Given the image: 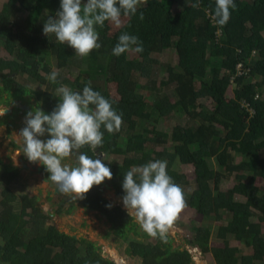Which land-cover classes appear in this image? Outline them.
<instances>
[{
  "label": "trees",
  "instance_id": "1",
  "mask_svg": "<svg viewBox=\"0 0 264 264\" xmlns=\"http://www.w3.org/2000/svg\"><path fill=\"white\" fill-rule=\"evenodd\" d=\"M143 1L137 13L128 16L137 21L127 32L139 37L143 52H136L135 46H131L134 58L129 57V50L120 56L113 55L118 37L124 32L109 36L105 33L109 21H105L102 27L96 26L101 47L86 57L85 69H79L74 80L60 75L52 83L39 75V62L41 70L49 74L46 57L57 56L61 43L54 34L48 37L43 33L40 18L46 8L55 9L61 0H6L0 10V46L11 62L0 57V105L10 104L7 77L12 75L5 72L9 65L14 66L10 74L46 85L42 92L26 85L12 93L13 97L29 94L47 113L59 102L58 87L64 85L82 92L91 81L93 90L110 100L117 113L122 114L127 141L123 146L120 133H109L102 126L103 143L95 152L90 145L73 151L75 159L79 153L92 158L102 155V162L113 173L111 180L106 178L85 194L82 206L106 216L112 230L148 240L131 241L126 255L140 258L141 264L194 263L187 249L172 246L174 240L169 235L162 240L139 231L135 218L101 191L109 184L122 199V181L127 171L149 161L164 160L168 174L184 192L185 206L204 218L214 216L217 221H225L216 229L220 244L212 245V229L201 226L196 228L193 245L203 254H211L215 264H264V192L256 184L258 178L264 179V99L255 100L264 88V0H235L236 8L231 10L225 26L215 23V0ZM192 4L198 6L193 8ZM23 11L27 14L20 18ZM140 12L144 14L143 20L139 18ZM171 49L176 52L177 65H168L167 77L158 81L155 66L159 61L153 54ZM254 51L258 55L251 57ZM67 63L58 65L70 67ZM238 63L250 67L251 72L235 78L234 97L228 99L226 91ZM141 78L146 82L141 83ZM255 79L259 82L253 83ZM170 88L175 93L174 102L162 93ZM153 94L161 97L151 104L146 97ZM200 99H211L212 111H197ZM243 101L250 103L253 114L242 107ZM177 116L186 121L175 125L171 134L160 131L162 121ZM6 124L10 129L11 125ZM170 140L172 151L166 146ZM159 146L163 147L161 151L157 150ZM236 156L242 160L236 162ZM116 157H123L122 162L117 163ZM212 160L217 168L212 166ZM176 161L194 168L196 187L192 192L183 189L187 183L173 169ZM21 171L24 170L7 165L0 176L5 182L0 200V264H115L104 258L93 242L46 224L51 216L37 205V196L15 199L8 185L24 179L25 173ZM233 174L236 183L222 191L224 179ZM65 200L70 206L63 209L59 205L58 215L71 214L75 209V198L65 196ZM109 204L111 208L107 207ZM180 225L176 218L172 226ZM231 238L246 242L253 253L243 255L239 247L231 245ZM7 246H12L13 251L8 253Z\"/></svg>",
  "mask_w": 264,
  "mask_h": 264
},
{
  "label": "clouds",
  "instance_id": "2",
  "mask_svg": "<svg viewBox=\"0 0 264 264\" xmlns=\"http://www.w3.org/2000/svg\"><path fill=\"white\" fill-rule=\"evenodd\" d=\"M140 3L141 0H87L86 3L82 0H61L60 10L55 17L49 16L45 21L43 33L48 37L54 34L60 43L74 48L77 55L88 56L93 49L101 47L96 26L102 27L105 21L119 26L121 16L135 15ZM197 6L191 5L193 8ZM235 8V0H215V23L225 26L231 10ZM139 18L144 19L143 12H140ZM131 46H135L136 52L144 50L139 37L124 32L118 37L112 53L120 56ZM254 52L257 56L258 52ZM57 77L58 73L52 71L46 78L56 83ZM56 91L59 102L51 113L39 105L33 106L26 113L25 126L18 136L22 138L23 154L29 162L44 166L50 174L49 181L61 193L83 199L94 185H100L106 178H113L110 167L100 158L83 153L77 155L74 166L63 161L74 150L78 151L85 145H90L95 152L103 143L101 127L109 133L119 131L122 114L117 113L110 100L93 90L91 81L85 84L82 92L64 85ZM256 96L255 100L258 99ZM4 114L0 113V116ZM46 133L50 138L41 139ZM23 167H26V163ZM122 188V202L129 215L135 216L149 236L166 240V234L186 204L182 188L167 172V162L149 161L130 169L124 174ZM107 207L111 208L112 205Z\"/></svg>",
  "mask_w": 264,
  "mask_h": 264
},
{
  "label": "rangeland",
  "instance_id": "3",
  "mask_svg": "<svg viewBox=\"0 0 264 264\" xmlns=\"http://www.w3.org/2000/svg\"><path fill=\"white\" fill-rule=\"evenodd\" d=\"M5 1L6 0H0V10ZM82 2L86 3L87 0H82ZM60 4H58V6L52 10L46 8L42 12L40 22L44 24L49 16L55 17L56 12L60 10ZM143 5L144 1L141 0V3L138 5V7H141ZM26 14L27 11H23V14L20 15V18H24ZM136 21L137 18H130L128 16L121 17V24L119 26H117L114 22L109 21L108 25L105 27V33L109 36H113L118 31L131 32L132 25ZM11 30L13 31V28H11ZM135 55L136 54L134 50L130 49L129 57L134 58ZM0 57L6 59L8 63L11 62V57L8 56L6 51L1 46ZM86 57L87 56L82 57L77 55L75 53V49L67 45V43H61L58 49L57 56L48 55L46 57L45 63H47L48 65L49 74L52 71H56L58 73V77L62 75L67 76L70 80H74L75 76L79 73V69H85L84 63ZM153 57L159 61V64L158 66H155V69L157 71V80L161 81L162 79H165L167 77V66L177 65L176 52L173 49L166 50L160 54H153ZM64 61H68L69 63H67V65H69L70 67L62 68L58 65V62ZM41 67L42 63L39 62V75H41L42 77H47L49 74L44 73L41 70ZM13 68L14 66L9 65V67L5 71L10 76L12 75L11 77H7L11 92V95L9 96V98H11L9 99L10 104L8 107L0 105V113L5 112L3 116H0V176L3 173L5 166L7 165H12L13 167L21 168L24 163L29 164V162H27L28 159L23 154L22 138L19 137L18 134L20 130L25 126L24 121L26 113L30 109H32L33 106L36 105V102L34 98L29 94H25L23 97H21L20 95L13 97L12 93L17 92L19 89L26 87V85L27 87H29L30 90H36L41 92L44 91L46 87L45 84H40L39 82L34 83L29 80L26 81L22 77H19L18 74H10ZM70 71H72L73 74H70ZM140 82L145 83L146 79L141 78ZM252 82L258 83L259 80L255 79ZM235 88L236 84H230L229 88L226 91V96L228 99L234 97ZM162 93L170 96L173 102L176 101L175 93L172 88ZM259 93L260 98L264 99V88H262V92L259 91ZM160 97L157 94H153L149 97H146V100L149 101V103L154 104L158 102ZM197 104V111H201L202 108L207 109L208 111H212L214 107V103L211 99H200ZM185 121L186 120L184 118L178 116L173 117L172 119L162 121L160 123L161 125H159V129L160 131H167L171 134L172 129L175 125L183 123ZM4 123H9L11 125V128L7 129L5 125L2 126ZM4 128H6V130H4ZM117 132L120 133L122 136L120 143L125 146V143L127 141V134L125 132L124 127L121 125V128ZM40 138L46 140L49 138V136L45 134V136ZM17 142L21 144L20 147H17L18 149H16V147L12 145L13 143H15L17 146ZM166 146L168 150L172 151L173 146L171 140ZM162 149L163 147L159 146L157 150L161 151ZM115 159L117 163H121L123 157H116ZM115 159H112V161H115ZM241 160V156H236V162H240ZM63 162L74 166L76 159L73 153L70 157L65 158V161ZM211 164L212 166L217 168L214 160H212ZM173 169L178 172V178L187 183L183 185V189L187 192H192L196 187L194 168L191 166L183 165L176 161L173 166ZM23 172L21 171L22 174H24ZM23 180L21 179V181L9 184L8 186L10 188V191L13 193L15 199H18V201H20L19 199H21L23 195L39 197L40 201H37V205L41 207L44 213L51 215V219L46 221V224L48 222V224L55 225L60 232L75 236L77 237V239L83 238L93 242L96 247L99 248V253L104 258L113 261L115 264H141L140 258L129 257L126 255L125 251L131 241L135 240L143 242L147 239L141 236H135L132 233L112 230L110 224L103 216L94 211H87L82 206V199H75V209L71 214L62 213L58 215L56 211L59 205L63 206L64 204L65 208L63 207V209H68L70 206L67 202L60 203L61 199L64 196L55 197L53 200H51V196H47L45 191L43 192V188H41L44 187V181L41 179L40 175L33 176V179H31L29 184L27 183V181ZM235 183V174L227 176L221 185V190L226 191L229 188L233 187ZM256 184L263 193L264 179L258 178L256 180ZM4 185L5 182L0 178V200L2 198L1 191ZM102 190L104 197H106L112 202H119V204L122 205L125 210H127L123 205L122 199L118 198L112 190L106 189V187H104ZM132 216L135 218L134 215ZM213 217L204 218V216L196 214L193 209L185 206L177 216V220L181 223V225L171 226L167 233V235L172 237V239L174 240L172 242V246L174 248L181 247L182 249H187L193 255V264H215V261L211 254H203L201 251H199L200 249L194 246L192 243L195 238L196 228H199L201 226L210 227L212 229V245H214L215 243L217 245L221 243L219 240L216 239V229L220 224L224 223L225 221H217ZM135 222H137L136 218ZM262 228L264 233V222L262 223ZM138 230L144 231L139 223ZM230 243L232 246L239 247L243 255H251L253 253L252 247L246 244V242H237L233 238H231ZM7 247L8 253L13 251L12 246ZM118 253L120 254V256L117 255Z\"/></svg>",
  "mask_w": 264,
  "mask_h": 264
},
{
  "label": "flooded vegetation",
  "instance_id": "4",
  "mask_svg": "<svg viewBox=\"0 0 264 264\" xmlns=\"http://www.w3.org/2000/svg\"><path fill=\"white\" fill-rule=\"evenodd\" d=\"M16 148H17V147H16ZM27 162H29V161H27ZM28 165H29V166H28ZM28 165H26V167H23V166H22L21 168H19V169L24 170V173L28 174V175L25 174V177H24V180H26L28 184L30 183L31 179H33V176H35V175H40L42 180L45 181V179H48V181H46V182H48V184L50 185V189H49V191L46 192V189L43 188V192L45 191V193H46L47 196H51V200H53L55 197H63V196H64V197L62 198L63 200L61 199L60 203H65V202L68 203V201L65 200V196H68V197H70V198H71L72 196H69V195H67V194L61 193L60 191L58 192L59 194H57V193L55 192V188H54V187H56V186L53 184V182L49 181V175H50V174H49L47 171H45L44 166L40 165L39 163H31V162H29ZM24 166H25V165H24ZM23 168H26V169H23ZM39 169H40V170H39ZM53 185H54V186H53ZM53 188H54V192H53ZM32 197H34V196H32ZM68 204H69V203H68ZM75 204H76V202H75ZM69 205H70V204H69ZM62 207H64V204H63ZM64 208H65V207H64Z\"/></svg>",
  "mask_w": 264,
  "mask_h": 264
},
{
  "label": "built area",
  "instance_id": "5",
  "mask_svg": "<svg viewBox=\"0 0 264 264\" xmlns=\"http://www.w3.org/2000/svg\"><path fill=\"white\" fill-rule=\"evenodd\" d=\"M256 53L254 52L253 53V57H255ZM251 72V68L248 67V66H245V64L243 63H238L236 65V73L234 74V76L231 78V81L233 82L235 80L236 77H241V76H244V75H248L249 73ZM259 96L257 95L256 96V99L258 98ZM242 107L243 108H246L250 113H254V110L251 108L250 106V103L247 102V101H244L242 103Z\"/></svg>",
  "mask_w": 264,
  "mask_h": 264
},
{
  "label": "water",
  "instance_id": "6",
  "mask_svg": "<svg viewBox=\"0 0 264 264\" xmlns=\"http://www.w3.org/2000/svg\"><path fill=\"white\" fill-rule=\"evenodd\" d=\"M99 158L101 159L102 158V155H100L99 156ZM40 170V169H39ZM45 181H48V179H45ZM54 186V185H53ZM104 187H106V189H109L110 190V185H105ZM55 188V192L56 193H58L59 192V190L57 189V187H54ZM103 189V188H102ZM101 189V191L103 192V190ZM37 201H40V198L39 197H37ZM114 205H120L119 204V202H117V201H113L112 202ZM106 220H107V217L106 216H103ZM73 237H75V236H73ZM75 238H77V237H75ZM199 251H201V250H199ZM118 256H120V254L118 253L117 254Z\"/></svg>",
  "mask_w": 264,
  "mask_h": 264
},
{
  "label": "crops",
  "instance_id": "7",
  "mask_svg": "<svg viewBox=\"0 0 264 264\" xmlns=\"http://www.w3.org/2000/svg\"><path fill=\"white\" fill-rule=\"evenodd\" d=\"M4 125L7 127V124L6 123H4L2 126H4ZM4 130H6V128H4ZM13 144L16 146L15 143H13ZM20 146H21V144H19V142H17V146L16 147H20ZM22 147H23V145H22ZM16 149H18V148H16ZM26 165H28V164L26 163ZM41 188H45L46 189V192H47L50 189V185L48 184V182L44 181V187H41ZM53 192H54V188H53ZM70 196H72V195H70ZM47 224H48V222H47Z\"/></svg>",
  "mask_w": 264,
  "mask_h": 264
}]
</instances>
